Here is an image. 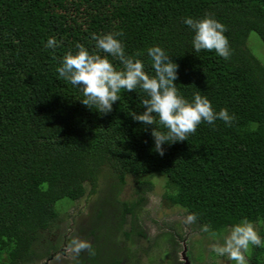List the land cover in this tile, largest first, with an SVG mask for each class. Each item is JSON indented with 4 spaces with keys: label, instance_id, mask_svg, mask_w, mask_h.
Returning a JSON list of instances; mask_svg holds the SVG:
<instances>
[{
    "label": "trees",
    "instance_id": "1",
    "mask_svg": "<svg viewBox=\"0 0 264 264\" xmlns=\"http://www.w3.org/2000/svg\"><path fill=\"white\" fill-rule=\"evenodd\" d=\"M206 13L226 26L229 59L193 50L183 19ZM120 31L126 53L145 52L149 74L146 49H164L178 65L180 94L191 101L199 91L217 112L236 117L232 125L202 122L186 141L162 145L160 156L150 134L163 130L158 117L146 126L129 115L145 111L139 88L122 91L108 114L84 106L83 93L56 68L77 43L96 51L93 33ZM250 32L264 46V0H0V264H35L54 254L44 234L64 203L93 195L99 180L108 185L87 230L95 255L68 264L140 263L130 248L144 239L135 219L152 176L162 178L167 207L197 215L192 225L202 235V225L220 238L247 218L264 238V64L246 46ZM50 37L60 42L55 51L45 48ZM127 178L131 195L118 199ZM175 235L159 234L140 257L160 264L158 244L172 245ZM247 259L264 264V246L251 247Z\"/></svg>",
    "mask_w": 264,
    "mask_h": 264
},
{
    "label": "clouds",
    "instance_id": "2",
    "mask_svg": "<svg viewBox=\"0 0 264 264\" xmlns=\"http://www.w3.org/2000/svg\"><path fill=\"white\" fill-rule=\"evenodd\" d=\"M183 23L194 33L192 47L196 52L201 50L215 51V53L229 59L231 49L224 33L227 28L215 19L211 13H206L200 19L186 17ZM123 32H109L107 34L91 35L95 41L96 51L90 52L84 45L77 43L76 51L68 50L56 68L59 77L77 87L83 93L84 99L80 101L88 108L95 107L100 114L112 111L115 102L120 101L122 91L135 92L142 90L147 98L142 100L145 111L142 114L130 112L134 121L142 125L153 126L157 123L163 130L152 128L151 137L154 140L155 151L164 155L162 145L183 142L190 135L195 134L197 127L202 123L214 124L221 120L231 126L236 119L229 114L226 108L217 112L209 99L196 92L191 101L187 100L178 91L174 83L178 79V65L160 46L153 45L146 49V54L151 60L154 74L145 70V64L140 57L145 52L137 50L129 55L125 51L123 42L119 39ZM60 42L55 37H50L45 44L46 49L55 51ZM104 55H101L100 53ZM110 57L112 59H110ZM55 59V57H53ZM119 62L117 67L112 60ZM198 217L195 213L188 214L184 220L185 225L196 223ZM201 231L208 233L216 242L211 245V250L218 256H227L235 264H248L247 254L251 247L264 246L262 238L252 221L241 219L233 225L221 243L217 233L207 224L201 226ZM72 259H76L82 252L95 255L93 245L86 239L73 237L64 249ZM58 254L57 259L62 258Z\"/></svg>",
    "mask_w": 264,
    "mask_h": 264
},
{
    "label": "rangeland",
    "instance_id": "3",
    "mask_svg": "<svg viewBox=\"0 0 264 264\" xmlns=\"http://www.w3.org/2000/svg\"><path fill=\"white\" fill-rule=\"evenodd\" d=\"M246 46L249 51L264 64V46L257 38V36L250 32L246 39ZM152 182V189L145 194V201L136 212L135 223L141 229L144 239L134 241L131 247V252L134 253L133 248H136L135 257L139 258V264H146L147 261L140 256L141 248H148L153 239L163 232L175 231L178 236L185 240L184 243L178 242L176 237H173L174 241L178 242L172 246L167 247V244L160 242L158 244V257L157 262H164L165 259H173L176 261L185 257L187 259V253H192V257L196 256L200 259L201 264H226L229 262L227 256H218L211 250V245L216 241L210 238L209 235H202L199 229L194 225H185L184 220L186 215L178 207H167L161 200L160 195L162 193V178L159 176L150 177ZM108 183H104L99 180L98 187L93 195H84L82 198L73 201L66 202L61 207L57 221L52 225L51 230L44 234V240H49L58 249L48 259L35 264H68L72 258L69 254L64 252L66 246L70 243L73 237H79L80 239L90 240L87 234V230L97 213V204L101 201V197L105 194ZM106 187V189H105ZM132 180L127 178L122 187V191L118 199H129L132 191ZM127 221V218H126ZM127 227V225H126ZM172 228V229H171ZM258 231V226L255 225ZM228 229L225 234L217 238L220 242H223V237L228 234ZM130 245V246H132ZM136 245V246H135ZM185 245V248L183 247ZM164 249V252H163ZM167 249V251L165 250ZM185 250V253H184ZM157 250H154L156 252ZM166 252V254H165ZM63 253L62 258L57 259L58 254ZM85 252H82L84 254ZM139 255V257H138ZM151 257V256H150Z\"/></svg>",
    "mask_w": 264,
    "mask_h": 264
},
{
    "label": "flooded vegetation",
    "instance_id": "4",
    "mask_svg": "<svg viewBox=\"0 0 264 264\" xmlns=\"http://www.w3.org/2000/svg\"><path fill=\"white\" fill-rule=\"evenodd\" d=\"M176 236V239H178V242L180 243V245H181V243H183V244H185L184 243V237H180V238H178V236L177 235H175ZM178 242H176V241H174L173 242V244L172 245H174L175 243H178ZM172 245H169V244H167V247H169V246H172ZM184 248H185V245L183 246ZM164 250V249H163ZM184 253H185V250H184ZM165 254H166V252H165ZM187 263L186 264H201L200 263V259H198L196 256H193L192 257V253L190 254L189 252L187 253ZM143 259H145V261H147L146 262V264H149V261H148V259H146L145 257H142ZM139 260V259H138ZM160 264H183V261H181V259H178V261H176L175 260V258H173V259H171V258H167V259H165V261L164 262H162V263H160ZM226 264H235V262L234 261H230L229 260V262L228 263H226Z\"/></svg>",
    "mask_w": 264,
    "mask_h": 264
},
{
    "label": "water",
    "instance_id": "5",
    "mask_svg": "<svg viewBox=\"0 0 264 264\" xmlns=\"http://www.w3.org/2000/svg\"><path fill=\"white\" fill-rule=\"evenodd\" d=\"M184 261H183V264H186L187 263V259L185 257L182 258Z\"/></svg>",
    "mask_w": 264,
    "mask_h": 264
}]
</instances>
